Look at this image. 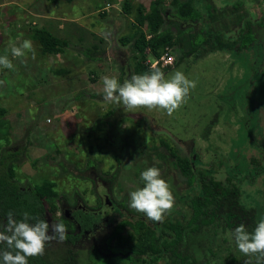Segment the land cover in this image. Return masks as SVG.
I'll return each mask as SVG.
<instances>
[{
  "label": "rangeland",
  "instance_id": "obj_1",
  "mask_svg": "<svg viewBox=\"0 0 264 264\" xmlns=\"http://www.w3.org/2000/svg\"><path fill=\"white\" fill-rule=\"evenodd\" d=\"M204 3L214 29L240 35L236 53L192 52L208 27L182 16L184 0H0V56L12 59L11 48L24 40L35 49L34 58L13 59L14 70L0 67V157L16 152L5 164L22 187L55 184L50 226L63 223L72 231L65 212L78 205L103 214L73 244L78 264H95L96 255L106 264H132L128 245L137 234L130 224L147 217L129 206L130 192L143 187L140 174L149 167L160 170L174 197L198 188L187 170H193V151L199 168L241 179V198L257 201L264 219V169L258 172L264 164V0ZM154 9L170 44L159 47V57L145 50L143 60L134 44L139 31L153 34L146 17ZM42 27L69 43L63 52L41 55L31 35ZM156 60L166 78L181 70L196 81L172 116L160 109L129 112L104 100L105 75L123 83ZM63 247L52 240L43 254L63 264Z\"/></svg>",
  "mask_w": 264,
  "mask_h": 264
},
{
  "label": "trees",
  "instance_id": "obj_2",
  "mask_svg": "<svg viewBox=\"0 0 264 264\" xmlns=\"http://www.w3.org/2000/svg\"><path fill=\"white\" fill-rule=\"evenodd\" d=\"M204 1L206 0H184V4H181L182 16L194 22L203 21L208 27L203 39L192 48V52L197 55L200 52L220 50L236 53L234 47L240 35L233 38L214 29L205 19V12L208 18V10ZM146 18L153 34L147 37L139 31L138 40L134 44L143 51V60L146 57L145 50L149 49L154 57H159V47L170 44L168 32L161 29L160 11L154 9ZM246 23L245 26L248 27V22ZM31 37L39 43L43 56L63 52L69 45L64 38L54 35L47 27L33 29ZM141 70L146 73L150 68L141 66ZM4 112L5 109L0 107V117ZM15 154L16 152L6 151L0 157V231L6 224L9 211H12L18 220L22 219V213L27 211L31 216L45 221L47 214L55 211L54 203L49 201L57 192L55 184L50 180H43L22 187L13 169L5 164V159ZM196 155L193 151L190 163L193 170H187L192 172L198 188L176 194L174 207L165 214L162 223L136 217L130 224L137 234L136 240L128 245L132 264H245L243 260L247 257L230 238L231 232L240 224H244L249 232L254 229L261 217L259 203L253 199L247 201L241 198V179L229 171L225 172L224 179H219L215 177V170L199 168L195 162ZM4 166L7 170H4ZM263 169L264 164L258 167V172ZM109 208L112 212L117 210L114 203ZM73 214L82 230L89 231L103 216L100 210L94 212L82 208H76ZM78 237V234L67 233L64 240L66 244L61 249L64 250L61 251L64 253L63 257L58 259L63 264H78L77 253L72 249V243ZM5 248L6 245L0 244V250ZM93 261L95 264L107 263L106 259L99 255L94 256ZM28 264L59 263L49 260L43 254L28 258Z\"/></svg>",
  "mask_w": 264,
  "mask_h": 264
},
{
  "label": "clouds",
  "instance_id": "obj_3",
  "mask_svg": "<svg viewBox=\"0 0 264 264\" xmlns=\"http://www.w3.org/2000/svg\"><path fill=\"white\" fill-rule=\"evenodd\" d=\"M28 53L34 58L35 49L30 40H24L20 46L11 48L12 59L7 55L0 56V67L14 70L13 59L25 58ZM3 83L0 81V85ZM102 85L103 98L108 103L123 105L129 112L140 108L160 109L172 116L187 102L196 81L187 78L181 70H175L166 78L165 73L153 65L149 72L132 75L123 83L115 76L105 75ZM140 177L143 187L130 192L129 206L143 213L148 220L162 223L175 203L169 184L156 167L143 170ZM66 236L67 229L63 223L50 226L27 211L18 220L9 211L6 224L0 231V244L6 245L4 250H0V264H28V258L43 255L46 243L63 241ZM230 238L247 257L245 264H264V219L251 232L244 224L238 225L232 230Z\"/></svg>",
  "mask_w": 264,
  "mask_h": 264
},
{
  "label": "flooded vegetation",
  "instance_id": "obj_4",
  "mask_svg": "<svg viewBox=\"0 0 264 264\" xmlns=\"http://www.w3.org/2000/svg\"><path fill=\"white\" fill-rule=\"evenodd\" d=\"M195 157V156H194ZM193 157V158H194ZM105 203H106V205H109L110 207H111V205H112V203H114V202H110L109 201V199L107 198V196L105 197ZM114 204H116V203H114ZM116 207H117V205H116ZM76 208H79V209H83L84 210V208L83 207H81L80 205H78V206H76V207H74L71 211H66L65 212V214L66 215H68L69 216V218L73 221L72 223L74 224V229L72 230V231H67V233H70V234H78V239L80 238V237H83V236H87V235H89L91 232H93L94 230H95V228H97L98 226L96 225V224H94V226H93V228L89 231V230H82V228L80 227V225L77 223V221H76V218H75V216H74V214H72V212H74V210L76 209ZM86 210V209H85ZM78 239H76L75 240V242L78 240ZM74 242V243H75ZM62 243L63 244H66L65 243V241L63 240L62 241ZM74 243H72V247H73V244Z\"/></svg>",
  "mask_w": 264,
  "mask_h": 264
},
{
  "label": "built area",
  "instance_id": "obj_5",
  "mask_svg": "<svg viewBox=\"0 0 264 264\" xmlns=\"http://www.w3.org/2000/svg\"><path fill=\"white\" fill-rule=\"evenodd\" d=\"M157 62H158V61L156 60V61L154 62V64H152V66L155 65Z\"/></svg>",
  "mask_w": 264,
  "mask_h": 264
}]
</instances>
